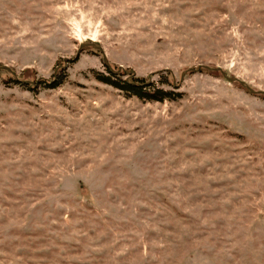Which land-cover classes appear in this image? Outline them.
<instances>
[{"label":"rangeland","instance_id":"1","mask_svg":"<svg viewBox=\"0 0 264 264\" xmlns=\"http://www.w3.org/2000/svg\"><path fill=\"white\" fill-rule=\"evenodd\" d=\"M221 71L264 91V0H0V264H264V94Z\"/></svg>","mask_w":264,"mask_h":264},{"label":"trees","instance_id":"2","mask_svg":"<svg viewBox=\"0 0 264 264\" xmlns=\"http://www.w3.org/2000/svg\"><path fill=\"white\" fill-rule=\"evenodd\" d=\"M123 75L125 74L109 71V75L99 74L98 78L101 82L103 81L123 90L129 96H136L150 101L175 100L180 96V93H177L175 90L172 91L155 86L151 77L143 78L135 74H130L128 78H123ZM165 80L166 83L170 84L175 89L178 87V84H176L173 79H170L169 76ZM16 81L18 80L16 79ZM40 82L42 83L43 81Z\"/></svg>","mask_w":264,"mask_h":264},{"label":"water","instance_id":"3","mask_svg":"<svg viewBox=\"0 0 264 264\" xmlns=\"http://www.w3.org/2000/svg\"><path fill=\"white\" fill-rule=\"evenodd\" d=\"M86 46H92V47H95V48H98V49H101L102 50V46L100 44H98L96 41H94L93 39L89 40V41H86L82 44V46L80 47L79 51H81L84 47ZM105 61V64L107 65V67L110 69V71H112L113 73H115L116 71L114 69H112L109 61L107 58L104 59ZM209 69H211L210 67H207ZM190 71H195L196 69L195 68H191L189 69ZM216 70H221V68H216ZM223 76L231 83H239L241 84L244 88H246L247 90H249L251 93L253 94H264V91H258L256 89H254L253 87L249 86L245 81H242L240 80L238 77H235L233 75H229L227 72L225 71H221ZM186 73V72H185ZM184 73V74H185Z\"/></svg>","mask_w":264,"mask_h":264}]
</instances>
